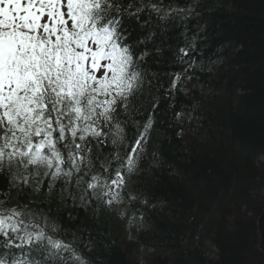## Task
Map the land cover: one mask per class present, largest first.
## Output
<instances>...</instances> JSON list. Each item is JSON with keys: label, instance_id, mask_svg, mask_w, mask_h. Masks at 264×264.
Returning <instances> with one entry per match:
<instances>
[{"label": "trees", "instance_id": "obj_1", "mask_svg": "<svg viewBox=\"0 0 264 264\" xmlns=\"http://www.w3.org/2000/svg\"><path fill=\"white\" fill-rule=\"evenodd\" d=\"M161 2L190 11L160 22L148 45L143 71L156 87L146 81L143 96L153 126L128 185L139 199L81 208L57 189L37 203L68 241H91L83 255L92 264H264V0ZM129 30L133 41L142 35ZM187 43L196 63L167 91L187 67L172 50ZM132 119L142 125L147 114Z\"/></svg>", "mask_w": 264, "mask_h": 264}, {"label": "snow or ice", "instance_id": "obj_2", "mask_svg": "<svg viewBox=\"0 0 264 264\" xmlns=\"http://www.w3.org/2000/svg\"><path fill=\"white\" fill-rule=\"evenodd\" d=\"M187 11L161 0H0V264H92L91 241H68L37 198L59 189L81 208L109 210L139 199L128 185L153 126L148 45L160 22ZM129 25L142 33L135 41ZM195 50H172L187 67L167 91ZM140 112L142 125L132 119Z\"/></svg>", "mask_w": 264, "mask_h": 264}, {"label": "water", "instance_id": "obj_3", "mask_svg": "<svg viewBox=\"0 0 264 264\" xmlns=\"http://www.w3.org/2000/svg\"><path fill=\"white\" fill-rule=\"evenodd\" d=\"M257 226H258V232L260 236V250L264 254V212L260 216Z\"/></svg>", "mask_w": 264, "mask_h": 264}, {"label": "rangeland", "instance_id": "obj_4", "mask_svg": "<svg viewBox=\"0 0 264 264\" xmlns=\"http://www.w3.org/2000/svg\"><path fill=\"white\" fill-rule=\"evenodd\" d=\"M260 195H264V191H262V193H260ZM208 248H209V247H208ZM209 249H210V248H209ZM213 254H214V250H213V249H212V250L210 249V255L213 256Z\"/></svg>", "mask_w": 264, "mask_h": 264}]
</instances>
